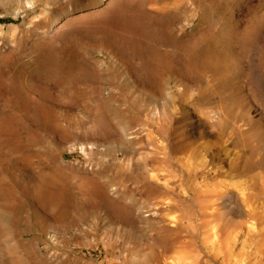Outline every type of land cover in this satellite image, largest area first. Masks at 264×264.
Returning <instances> with one entry per match:
<instances>
[{"label": "bare ground", "instance_id": "6f19581e", "mask_svg": "<svg viewBox=\"0 0 264 264\" xmlns=\"http://www.w3.org/2000/svg\"><path fill=\"white\" fill-rule=\"evenodd\" d=\"M23 2L24 7L13 16H22L24 24L28 25L25 29H29L32 25L27 20L36 13L38 4L35 0ZM119 2L96 0L80 6H68L55 17L51 28L59 26L69 15H84L88 10L102 6L108 8ZM255 2L261 3L259 11L254 6ZM172 5L175 8L163 6L150 10L155 20L137 23L141 29L138 33L143 38L150 41L156 37L154 47L113 51L121 53L126 57L124 63L133 66L131 71L136 77V84L130 87V91L141 93L140 90H145L144 86L154 87L152 78L140 80L138 73H147L150 77L163 74V84L168 86L171 74L177 71L183 82L180 94L181 100L186 102L185 106L191 104L192 109L199 112L206 120L204 125L208 124L216 130L219 141L228 132L241 140L242 143H232L238 153L230 164V170L236 172L237 177L247 178L255 171L264 176V115L255 120L248 112L252 103L264 108V96H260L257 89L260 82L264 83V0H178ZM180 7L189 10L191 16L178 14ZM49 11L47 9L43 16L49 15ZM250 49H254L257 55L260 70L257 80L249 78L242 63L244 54ZM179 50H184L186 55L182 63L175 64ZM5 90V86L0 84V97ZM191 91L196 94L194 103L186 99ZM170 95V91L165 89L166 100L160 103L161 98L145 94L143 100L154 101L157 106L144 111L142 115L147 124L137 129H130L123 123L112 127L110 96L85 101L86 108L98 106V114L90 118V126L76 137L77 143L59 145H69L71 152H80L86 157L100 154L105 162L99 165L85 163L76 169L77 173L67 167L63 171L68 174V178L66 174L65 177L71 184L78 182L77 191L86 190L85 196L90 197L89 210L96 219L99 235L104 237L100 239L107 251L114 250V237L122 233L133 251L131 264H169L167 255L177 245L189 251L197 248L203 251V256L186 254L178 259L179 264H220L216 257L205 251L203 241L199 240L201 220L205 216H215L221 210L230 219L244 217L247 225L245 242L251 244V237L256 232L254 217L250 209L244 208L239 184L215 183L209 193L204 190V182L219 175L221 169L209 170L203 162L191 164L189 158L205 152L219 161L222 150L226 149L223 146L225 143L195 146L196 143L192 142L195 134L174 126L175 111L166 102ZM32 113L28 114V124L37 127L39 121ZM186 114L183 115V123L187 122ZM22 116L26 114L22 113ZM238 121L243 123L246 133L238 132ZM0 132L7 136L14 133L8 117L0 125ZM18 144L9 143L4 152L14 154L20 151H13ZM9 160V166L16 172H20L16 168V163L20 162L23 169L32 172L36 181L30 193L22 191L17 197L11 196L12 203L22 208L26 203L42 208L44 218L48 222L53 221L52 227L57 228L58 216L63 218L69 210H61L66 208L64 182L60 181V175H53L54 169L62 167L55 164L51 173H42L36 163L25 156L19 155L17 159L9 157ZM111 170L116 171L113 177L106 173ZM58 209L57 214L55 210ZM74 211L75 208L69 213ZM19 238L0 250V256L5 258L3 264H12L9 256H27L29 248L35 250L32 243L24 241V233ZM96 242L99 244V241ZM34 256L41 259L36 252ZM44 259L51 264V257L44 255Z\"/></svg>", "mask_w": 264, "mask_h": 264}, {"label": "rangeland", "instance_id": "374dc122", "mask_svg": "<svg viewBox=\"0 0 264 264\" xmlns=\"http://www.w3.org/2000/svg\"><path fill=\"white\" fill-rule=\"evenodd\" d=\"M35 1L38 4L36 13L27 20L32 26L25 29L28 25L24 24L23 17L13 16L24 7L23 0H0V84L6 88L0 97V125L8 117L14 128L12 136L0 132V250L9 242L20 240L21 233H24V241L35 247V250L29 248L27 256H9L10 262L47 264L44 259V255H47L51 257V264H131L133 251L122 233H118V237L114 235L113 251L105 249L100 239L104 237L99 235L96 219L89 210L90 197L85 196L84 189L85 192L77 191L78 182L71 184L67 179L68 174L63 171L67 167L77 173L76 169L83 164L91 162L99 165L105 162L104 158L100 154L86 157L80 152H71L69 145L59 143H77L76 137L90 126V118L98 114V106L84 107L87 100L110 96L112 127L123 123L130 129H137L147 124L142 115L144 111L157 106L154 101H144L145 94L161 98V103L165 102V89H168L171 95L166 102L175 111V128L195 134L192 141L196 143L195 146L203 144L209 147L214 143H225L223 146L226 149L222 150L219 161L213 160L210 153L205 152L189 158L191 164L203 162L209 170L221 169L219 175L204 182V190L209 193L215 183L239 184L244 208L250 209L254 217L256 232L250 244L245 242L246 218L238 216L230 219L223 215L222 210L215 216H205L200 222L199 233L205 251L216 257L220 264H264V176L260 171H255L247 178L237 177V173L230 170V164L238 153L232 143H242L241 140L228 132L219 141L216 130L208 124L204 125L206 120L199 112L193 110L191 104L185 106L186 102L181 100L180 94L183 82L175 70L168 86L163 84V74L150 77L147 73H138L140 80L152 78L154 87L144 86L146 91L142 89L141 93L130 91V87L136 84V77L131 71L133 66L124 63L126 57L121 53L113 52L154 47L156 37L150 41L143 38L138 33L141 30L137 26L138 21L155 20L150 10L163 6L173 9L172 4L178 0H151L152 3L146 0H120L108 8L102 6L88 10L84 15H69L55 28H51V23L68 6H80L96 0ZM254 6L259 11L261 3L255 2ZM47 9L50 10L49 15L44 17ZM183 13L191 16L189 10L180 7L178 14ZM185 55L184 50H179L175 64L182 63ZM242 63L249 78L259 79L260 70L254 49L244 54ZM257 86L260 96H264V83L260 82ZM195 95L192 91L188 92L187 101L194 103ZM31 112L39 121L37 127L28 124V114ZM248 112L251 118L257 120L263 117L264 108L252 103ZM22 113L26 116H22ZM185 113L188 119L183 123ZM237 123L238 132L246 133L243 123ZM9 143H19L13 151L21 150L14 154L5 153ZM19 155L34 161L42 173H51L55 164L62 167L53 171V175H60V181L64 182L66 208L61 210L75 208V211L70 214L68 210L63 218L58 216L57 228L52 227L53 221L48 222L44 218L42 208L30 206L29 203L22 208L12 203L11 196L17 197L22 191L30 193L36 185L32 172L23 169L20 162L16 163L20 172L9 166V157L17 159ZM111 171L106 173L113 177L116 171ZM55 213L58 214L59 209ZM35 252L41 259L34 256ZM186 254L203 256V251L202 248L189 251L177 245L167 255V261L175 264L173 259L178 262ZM4 259L0 256V264Z\"/></svg>", "mask_w": 264, "mask_h": 264}]
</instances>
